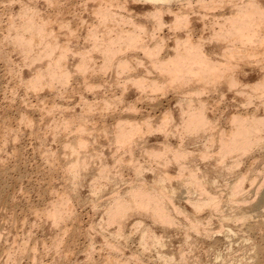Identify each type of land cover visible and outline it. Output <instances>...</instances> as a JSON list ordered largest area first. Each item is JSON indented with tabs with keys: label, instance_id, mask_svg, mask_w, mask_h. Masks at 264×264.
I'll return each mask as SVG.
<instances>
[{
	"label": "bare ground",
	"instance_id": "obj_1",
	"mask_svg": "<svg viewBox=\"0 0 264 264\" xmlns=\"http://www.w3.org/2000/svg\"><path fill=\"white\" fill-rule=\"evenodd\" d=\"M55 1L46 3L52 7ZM87 1L92 2V8L79 2L91 20L80 16L81 7L79 10L73 6V12H69L56 1L58 16L51 22H58V32L53 26L50 28L47 18L37 17L34 6L25 4L17 17L8 20L6 34L0 40L2 63L11 61V50L5 49L9 46L19 52L25 65L35 68L25 87L37 95L34 100H41L43 111L56 98L68 100L72 91L92 94L90 100L81 93L79 112L60 105L63 112L56 103V107L53 104L45 110L46 116L59 111L56 114L60 117L52 116L48 129L55 141L62 136L58 140L68 156L61 157L58 151L48 148L42 157L54 165L60 162L66 185L59 196L56 194L57 198L52 196L50 209L42 212L52 227L60 226L57 230L61 235L51 239L50 249L58 252L69 235L74 244V238L82 233V222L74 213L75 202L89 204L96 212L91 221L94 226H90L96 230L86 223L88 231L82 233L88 238L86 261L71 264H95V237L87 233L90 230L102 240L103 247L98 252L102 253L103 248L108 251V256H102L107 264H189L199 246L207 245L216 252L223 238L230 241L228 249L232 251L240 241L239 249L251 261L246 262L243 256L241 264H262L264 0ZM138 7L145 12L137 11ZM66 13L73 16L70 21ZM80 27L85 29L83 34L78 33ZM73 41L77 43L71 45ZM80 42L83 47H79ZM19 78L22 84L25 79L21 73ZM47 89L49 94L43 95ZM54 90L58 92L55 94ZM132 93L137 96L133 100ZM18 114V127L22 123L35 128L37 121L32 114ZM31 129V137L42 139L39 129ZM21 132V128L16 134L13 131L16 139ZM18 148L14 152L20 156L17 168L24 155ZM126 174L128 178L124 179ZM10 176L2 182L0 203L17 207L15 185L21 178ZM86 186L92 193L91 201L83 203L80 190ZM107 190L110 197L106 203L101 202ZM130 220L133 229L128 232ZM215 223L219 226L217 231L213 229ZM175 233L183 236L177 249L169 241ZM31 235L23 238L26 242L17 243L19 247L23 243L21 249L24 246L26 254L29 248L34 252L27 264H44V256L38 255L40 248L35 243L38 239L32 245L36 237ZM129 247L135 249H128L127 256ZM22 250L8 254L9 264L22 261ZM187 250L193 255H188ZM67 251L68 255L72 253L71 249ZM218 254L215 257L221 259ZM57 256L62 257H58L60 264L69 262L67 256L59 252Z\"/></svg>",
	"mask_w": 264,
	"mask_h": 264
},
{
	"label": "rangeland",
	"instance_id": "obj_2",
	"mask_svg": "<svg viewBox=\"0 0 264 264\" xmlns=\"http://www.w3.org/2000/svg\"><path fill=\"white\" fill-rule=\"evenodd\" d=\"M28 1V2H27ZM56 1H60L61 2V4H63V5H61L62 7L61 8H68L67 10L69 11V12H73L72 10H73V6H74V8H78L79 10H80V16H82L85 20H91V16L90 15H88V13L84 10L86 7H84V9H83V6L85 5V4H87V6L89 7V8H92V6H93V4H89V2L90 1H87L86 0V2H88V3H85V0H56ZM56 1H55V3H56ZM72 1H74V2H76L77 4H73L72 3ZM79 1H84L83 3H81V2H79ZM16 3V4H14V3ZM35 2V3H34ZM32 1V0H0V40L2 39L1 38V36L5 33L6 34V27H7V25H8V20L11 18V17H17L16 15H18V13H20V10L21 9H23L24 8V5L26 4V5H29L30 4V6L31 7H35L36 9L34 10V12H35V14L37 15V17L38 18H47V20L48 21H50V24H49V26H50V28H52V26H53V28L52 29H54L56 32H58V22L55 24H53L52 22H54V20H53V18L55 19V15H56V13H57V10H58V8H59V6H57L55 3H53L52 4V7H51V5L50 4H48V3H46L47 2V0H35V1ZM8 3H10V4H8ZM21 3V4H20ZM24 3V4H23ZM33 3V4H32ZM38 3V4H37ZM72 3V4H71ZM78 3H79V5L80 6H78ZM83 5L82 7H81V4ZM18 4H19V7H18ZM32 4V5H31ZM37 4V5H36ZM8 5V6H7ZM66 5V6H65ZM71 5H72V7H71ZM75 5H77L76 7H75ZM47 6H50L49 8L47 7ZM79 7H81V8H79ZM20 8V9H19ZM55 8V9H54ZM72 10H71V9ZM10 9V10H9ZM52 11H51V10ZM54 9V10H53ZM57 9V10H56ZM4 10V11H3ZM83 10V11H82ZM9 11V12H8ZM38 11H39V13H38ZM137 11H139V12H145V11H143V9H142V7H138L137 8ZM13 14H12V13ZM11 14V15H10ZM50 14V15H49ZM66 14H68V15H66V19H68V21H70L69 19L70 18H72L73 16L71 15V14H69V13H66ZM9 15V16H8ZM48 15V16H47ZM65 15V14H64ZM64 15H62L63 17H65ZM79 15V14H78ZM42 16V17H41ZM49 16H50V18H49ZM58 16V14L56 15V17ZM72 16V17H71ZM2 17V18H1ZM50 20H49V19ZM46 20V21H47ZM56 20V19H55ZM52 21V22H51ZM49 23V22H48ZM58 25V26H57ZM55 26H57V27H55ZM6 28V29H5ZM80 28H82V27H80ZM85 29H81L80 31H78V33L80 34H83L85 31H84ZM61 37L64 39V37L65 36H63V34L61 35ZM61 38V40H63ZM1 42L2 41H0V44H1ZM75 43V41H73V43L71 42V45H73ZM77 43V42H76ZM75 43V44H76ZM5 44V43H4ZM74 44V45H75ZM80 46L79 47H83L82 46V42H80V44H79ZM6 48V50H7V52H9L10 50V52L8 53V57H9V59H10V57H11V61H10V63L11 62H13V64L11 63H7V61H5V60H3L4 62L2 63L1 61L2 60H0V81H1V83H0V188H2L3 187V184H2V182L4 181L5 182V180H6V178H8L9 177V175H11L10 177H20L21 178V181H19V183H16V185H15V194L17 195V201H19V203L17 202V207H15V206H12L13 204H9L8 202H2V203H0V232H1V234H2V241L0 242V244L2 245V246H0L1 248H4V249H2L1 250V248H0V264H9V260L7 259V258H9V256H8V254L10 253V254H12L11 252H14V251H18L19 249L20 250H22L23 248H24V246H23V248L21 249V245L24 243V242H26L27 240H25L24 241V239L26 238V235L28 234V235H31V236H35L36 238H33V240H32V242L31 243H33L32 245H34V242H35V240L36 239H38V241H36L35 243H37V245H38V248H40L39 249V251H38V255L39 256H41L42 255V257H43V262H44V264H54L55 262V264H60L59 263V261L60 260H58L59 258L61 259L62 257H60V256H57V254H58V252L59 253H61V254H63L64 256H67V258H68V260H69V262L68 261H65L67 264H71V263H73L74 261H77V262H84V261H86V250H85V245L86 244H88V238L84 235V234H82L84 231L86 232V231H88V225L87 224H89V228L91 229H93V230H96L94 227H90V226H94V225H91V224H93L91 221H92V217H93V214L94 213H96V212H93L92 210L93 209H91V207L89 206V204L87 205V204H84L85 206H83L82 204L80 205V204H76L75 202H74V204H75V207H74V213H76L75 215H77L78 217H79V219H80V221L82 222V229L81 230H83V231H81L80 229V231L82 232V233H79V234H77V236L74 238V240L72 241L76 246L74 247V249H73V246H74V244H71V242H70V240H72V238H69L70 237V235L66 238V244L65 245H63V246H60V247H62V248H59V250H58V252H56L57 250H54V251H52L51 249H52V238H55L58 234H60L61 232L59 231V233H58V230L60 229V226H58V227H56V226H53V227H56V229H54L51 225H52V223L49 221V222H47V220H44V219H46V218H44L45 216H44V211H47V210H49L50 208H48V207H50L51 206V204H52V201L54 200V198H57L56 197V194H57V196H59L61 193H62V191L64 190L63 188H64V186H66L65 185V181H64V179L65 178H63L64 176H62L63 175V171H62V168H61V166L59 165V161H57V160H54V162L55 161H57L58 162V164H57V162H55V165H54V163L51 161V162H48L47 161V159H43L44 157H43V153H44V151L46 150V149H50V148H52V150H55V151H58V153L61 155V157H64V156H62V154L63 155H66L67 154V152H66V150H65V152L63 153V150H64V147L62 148V146H64L62 143H61V141H59L58 139H62V136H61V138H57L56 139V141L54 140V134H52V131L50 130V128L48 129V127L50 126V120H52V116H53V119H56L58 116L60 117V114L58 115V114H56L57 112L59 113V111H55L54 112V114H49V115H51L50 116V118H49V115H47L46 116V112H45V110L46 109H48V108H51L52 106H53V104H54V107H56L57 105L56 104H58L59 106L61 105V106H63L64 108H65V106H66V109H68V110H70L71 109V111L73 110V108H75L74 109V111H78L79 112V110H80V106H82V101H80V97L82 96L81 95V93L83 94V93H85V96H84V94H83V96L84 97H86V95H87V97L91 100V97H92V94H90V92H80V94L79 93H77L76 91H72V93L74 92V96L72 95V93L69 95V97L67 96L66 98L69 100H63L62 101V98H56L55 100H54V102L56 103H53L52 104V106H51V103H48V105H46V108H45V110L43 111L42 109H44V107L43 106H41L40 105V103H41V100H38L39 102H37L36 100V94L32 91V93H31V90H29V91H27V88L25 87V82H27L28 80H29V78L31 79V76L33 75L32 73H31V70H33V69H35V68H31L30 67V65H25L24 63H23V57H21V56H19L20 54H19V52H16L15 50H13L12 51V49L9 47V46H5ZM10 48V49H9ZM9 49V50H8ZM71 56V55H70ZM6 62V63H5ZM19 63V64H18ZM6 64H8V65H6ZM17 65V66H16ZM6 66H7V68H6ZM16 66V67H15ZM25 66V67H24ZM31 69H30V68ZM33 67V66H32ZM23 68V69H22ZM20 69V70H19ZM30 71H29V70ZM3 70V71H2ZM11 70H12V72H16V73H18V74H16L15 72L14 73H12L11 72ZM21 71V72H20ZM29 71V72H28ZM6 72V73H5ZM20 73L22 74V79H25V80H21L22 81V84H21V82L19 81V77H20ZM12 82V83H11ZM17 82V83H16ZM23 85V86H22ZM2 86V87H1ZM14 86V87H13ZM19 88V89H18ZM13 89V90H12ZM6 90V91H5ZM8 90V91H7ZM45 92H43V95L44 94H46V93H48V92H50V91H48V89H47V91L46 90H44ZM58 92V90H54V92ZM10 92V93H9ZM25 92H27V93H25ZM56 92H55V94H56ZM76 92V93H75ZM92 93V92H91ZM42 93H40V95H41ZM49 94V93H48ZM47 94V95H48ZM15 95V96H14ZM28 95V96H27ZM30 95V96H29ZM34 95V96H33ZM80 95V96H79ZM28 97V98H27ZM60 97V96H59ZM137 96H136V94L135 93H132L131 95H130V99L131 100H133V99H135ZM10 98H12V99H10ZM14 98V99H13ZM39 98V97H38ZM65 98V99H66ZM26 99V100H25ZM34 99H36V100H34ZM64 99V98H63ZM56 100H57V102H56ZM58 100H60V103L58 102ZM8 101V102H7ZM15 103H14V102ZM24 101V102H23ZM47 101V100H46ZM45 101V102H46ZM13 102V103H12ZM30 102H31V104H30ZM48 102H50V100L48 101ZM66 102V103H65ZM79 102H81V104L79 103ZM39 103V104H38ZM47 103V102H46ZM63 105H62V104ZM25 104V105H24ZM29 104V105H28ZM36 104V105H35ZM78 104L80 105V106H78ZM13 105H15V106H13ZM33 105V106H32ZM37 105H38V107H37ZM42 108H41V107ZM58 106V107H59ZM60 106V108H61V111L63 110V112H65L64 111V109H62V107ZM68 106H69V108H68ZM27 108V109H26ZM33 108V109H32ZM37 108H40L39 110L37 109ZM37 109V110H36ZM65 109V110H66ZM42 110V111H41ZM59 110V109H58ZM16 111H18V112H16ZM19 111H24V112H27L28 114H32L31 116L33 117V118H35L34 120L35 121H37V124H35V128H32L31 129V127H30V129L32 130V131H34L33 129H39L38 131H37V133H42L46 138V140H44V137H43V135H40V136H42V139H40L39 140V138L37 139L36 138V136H34L33 134V137H31V134H30V132H29V128H28V126H23L22 125V123H21V127L19 126L18 127V124H20L19 122H20V120H19V118H18V116H19ZM31 112V113H30ZM67 112V111H66ZM73 112V111H72ZM71 112V113H72ZM5 113V114H4ZM40 115V116H39ZM42 115V116H41ZM46 116V117H44V116ZM56 115V116H55ZM58 115V116H57ZM8 116V117H7ZM58 117V118H59ZM5 118V119H4ZM40 118V119H39ZM41 118H44L43 120H41ZM49 120H48V119ZM39 119V120H38ZM16 120V121H15ZM2 123H3V125H2ZM44 123V124H43ZM24 124V123H23ZM48 124H49V126H48ZM5 125V126H4ZM24 125H26V124H24ZM38 126V128H37V126ZM11 126V127H10ZM27 127V128H26ZM46 127V128H45ZM19 128H21L22 129V132L20 133V136H19V138H17L16 139V136L14 135V133L16 134V131H18L19 130ZM25 128V129H24ZM24 129V130H23ZM27 129V130H26ZM12 131V132H11ZM13 131H14V133H13ZM46 131V132H45ZM27 133V134H26ZM4 134H6V135H4ZM12 134V135H11ZM4 135V136H3ZM3 137V138H2ZM52 137V138H51ZM7 139V140H6ZM16 139V140H15ZM20 139V140H19ZM58 140V141H57ZM40 141V142H39ZM42 141V142H41ZM103 141V140H102ZM15 142V143H14ZM57 142V143H56ZM61 144H60V143ZM38 143V144H37ZM19 144V145H18ZM44 144V145H43ZM47 144V148L45 147V145ZM42 145V146H41ZM40 146V147H39ZM56 146V147H55ZM99 146H100V144H99ZM98 146V147H99ZM15 147H19L18 149H21L22 150V152L23 153H21L23 156L21 157V159L19 158V162H18V168L16 167V163H17V161H18V157H20V156H18V157H16L15 155H14V152H15ZM60 147V148H59ZM103 148H104V145H103ZM45 149V150H44ZM104 149H106V147L104 148ZM108 151V150H107ZM106 151V152H107ZM66 153V154H65ZM67 156V155H66ZM43 157V158H42ZM68 157V156H67ZM17 159V160H16ZM43 160V161H42ZM47 163V164H46ZM53 163V165H51ZM50 164V165H49ZM57 164V165H56ZM59 165V166H58ZM2 166H4V167H2ZM15 166V167H14ZM51 168H50V167ZM57 167V168H56ZM59 167V168H58ZM3 168H5V169H3ZM53 168H55V169H53ZM61 168V169H60ZM1 169H2V171H1ZM6 169H8V170H10V171H8V170H6ZM16 169V170H15ZM58 169V171L57 172H55L56 170ZM53 170H55V171H53ZM61 170V171H60ZM5 171V172H4ZM8 172V175H7V172ZM5 175H4V174ZM4 177V178H3ZM128 177H127V174H126V176L124 177V179H127ZM4 179V180H3ZM11 180V181H10ZM10 182H12L13 180H12V178H10ZM64 182V183H63ZM14 183V184H15ZM112 187V186H111ZM123 186H121V188H122ZM52 188V189H51ZM63 190H62V189ZM125 188V187H124ZM123 189V188H122ZM51 191V192H50ZM54 192V193H53ZM50 193V194H49ZM108 193V190L106 191V193H104L103 194V197H102V199H104V200H100L101 202L103 201L104 203H106V201H107V199L110 197V195L109 194H107ZM90 194V195H89ZM91 192H90V189L86 186V187H84L83 189L81 188V190H80V195H81V199H82V201L84 200V202L83 203H87V202H89V201H91ZM51 195V196H50ZM54 198H53V197ZM51 197V198H50ZM53 198V199H52ZM52 199V200H51ZM51 202V203H50ZM7 203V204H6ZM2 204H4L5 205V207H3V205ZM50 204V205H49ZM21 205V206H20ZM7 206V207H6ZM83 206V207H82ZM14 207V208H13ZM47 210H46V209ZM76 208V209H75ZM79 208V209H78ZM43 209H45V210H43ZM36 210V211H35ZM43 210V211H42ZM100 210V209H99ZM37 211H38V213H37ZM39 211H41V212H39ZM14 212V213H13ZM43 212V213H42ZM4 213H6V214H4ZM41 213H42V215H41ZM11 214V215H10ZM14 214V215H13ZM35 214H36V216H35ZM39 215V216H38ZM40 215L42 216V217H40ZM80 215V216H79ZM14 216V217H13ZM44 216V217H43ZM100 216H102V211H100L99 212V214H98V216H96V219H100L101 217ZM8 218V219H6V218ZM26 217V218H25ZM37 217V218H36ZM40 217V218H39ZM2 218H5V219H2ZM16 218V219H15ZM19 218V219H18ZM39 218V219H38ZM10 219V220H9ZM3 220H6V221H10L9 223L8 222H6V221H3ZM26 220V221H25ZM12 221V222H11ZM17 221V222H16ZM24 221H25V223H24ZM2 222V223H1ZM20 222H23V224H21L20 225ZM42 222V223H41ZM18 225V227H17V225ZM33 223V224H32ZM84 223V224H83ZM87 223V224H86ZM129 228L127 227V231L128 232H130V231H132V229H133V227H130V226H132L131 225V223H132V220H130L129 222ZM3 224V225H2ZM7 224V225H6ZM21 227H20V226ZM34 225V226H33ZM15 226H16V228H15ZM22 226H23V228H22ZM39 226V227H38ZM41 226V227H40ZM35 229H34V228ZM21 228V229H20ZM57 228H58V230H57ZM87 228V229H86ZM218 228H219V226L215 223V225H214V228L213 229H215L216 231L218 230ZM93 230H90L89 232H87V233H89V235H91V236H93V238L95 237V250H97V252L98 251H100V250H102L101 249V247H103V243H102V240H100V238L99 237H97L96 235H95V231H93ZM19 233H18V232ZM28 231H30V232H28ZM3 232V233H2ZM28 232V233H27ZM84 232V233H85ZM91 232H93V234H91ZM27 233V234H26ZM31 233V234H30ZM8 234H10V236L8 235ZM22 234L24 235V236H22ZM82 234V235H81ZM61 235V234H60ZM55 236V237H54ZM83 236V237H82ZM28 237V236H27ZM175 237H176V239H175ZM16 238H18V239H16ZM24 238V239H23ZM68 238H69V240H68ZM223 238V237H222ZM43 239V240H42ZM87 239V240H86ZM224 239H226V238H223V244L221 245V247H220V250H216V252L213 250V251H211V250H209L210 248H208V246L206 245V246H199V248L198 247H196V248H198V249H196L195 250V252H194V254H196V257L195 258H193V259H191L192 260V262L191 263H189V264H195V261H196V259H197V261H198V263L197 264H214V260H216L217 262H215V264H221V262L224 260V263L222 262V264H235V263H237V264H241L240 263V260H241V258L243 257V256H245V258H244V260L246 261V262H249L250 260H249V256H246V255H243V251H242V249L240 250L239 249V246H240V241H238V242H236L235 244H234V246H235V248L233 249V251L232 250H229L228 248H229V240H224ZM15 240H17L16 241V245H15ZM23 242L21 245H20V247H19V244L21 243V241ZM76 240V241H75ZM168 240V239H167ZM69 241V242H68ZM169 241H171V243H172V245H173V248L174 249H177L179 246H181L182 245V242H183V236H181V235H177L176 233H175V235L172 237V239L170 238L169 239ZM229 241V242H228ZM19 244H18V243ZM44 242L47 244H44ZM11 243V244H10ZM14 243V244H13ZM44 245H46L47 246V248L49 249V251H48V249L46 248V246L44 247L43 246V244ZM67 243H68V245L69 244H71V245H67ZM134 243V247L136 248V242L134 241L133 242ZM4 244H7V245H4ZM18 244V245H17ZM42 244V245H41ZM51 244V245H50ZM236 244H238V245H236ZM31 244H30V246H32ZM14 246V247H13ZM29 246V247H30ZM43 246V247H42ZM49 246H51V247H49ZM67 246V247H66ZM227 248H226V247ZM7 247L9 248V249H7ZM18 247H19V249H18ZM28 247V248H29ZM42 247V248H41ZM69 247V248H68ZM99 247V248H98ZM131 248V247H129V248H127V250L126 249H124V252H125V250H126V252H125V254H127V256H128V254H129V250H130V252L133 250V249H135V248ZM11 248H14V251H10V250H12ZM51 248V249H50ZM65 248H66V250H65ZM78 248V249H77ZM97 248V249H96ZM169 248V247H168ZM167 248V249H168ZM207 248H208V250H207ZM224 248V249H223ZM7 251H6V250ZM42 249V250H41ZM44 249V250H43ZM70 250L71 249V251H72V249L75 251V253H74V251H72V253H74V254H70V255H68L69 254V251H67V250ZM129 249V250H128ZM226 249H227V252H226ZM9 250V251H8ZM29 251H31V248H29L28 249ZM64 250V251H63ZM94 250V252H93V254H95V259H96V262H95V264H97V262L99 263V260H100V262L102 263V264H107V261H105V258H103L102 256H104V257H106V255L108 256V254H106L108 251H106V249H104L103 248V251H101L102 253H96V251ZM105 250V251H104ZM230 252H232L231 253V255L228 253L229 251ZM238 250V251H237ZM2 251V252H1ZM3 251H4V253H3ZM6 251V252H5ZM29 251H27V254L25 253V251H21V253L23 252L25 255H23V254H21L22 255V258H19V260H21L22 259V261H19V264H20V262H22L21 264H27L28 262H29V260H31L32 258V255H33V253H32V251L31 252H29ZM43 251V252H42ZM50 251H52V252H50ZM63 251V252H62ZM68 252V254H67V252ZM70 251V252H71ZM84 251V252H83ZM197 251V252H196ZM206 252V254H204V252ZM19 252V251H18ZM46 252V253H45ZM48 252V253H47ZM55 252V255H52L53 253ZM64 252H66L65 254H67V255H65L64 254ZM105 252V253H104ZM211 252V253H210ZM218 252H219V254H221V256H222V258L221 259H217V257H215V256H217V254H218ZM237 252H240V253H238L237 254ZM6 253V254H5ZM42 253V254H41ZM44 253V254H43ZM49 253H52V254H49ZM189 253V251L187 250V254ZM192 253V252H191ZM188 254V255H193V254ZM217 253V254H216ZM28 254H30V255H28ZM41 254V255H40ZM46 254V255H45ZM98 256H97V255ZM103 254V255H102ZM125 254H123L124 255V257H125ZM218 254V255H219ZM27 255V256H26ZM101 255V256H100ZM48 256V257H47ZM53 256V257H52ZM74 256V257H73ZM100 256V257H99ZM229 256V257H228ZM10 257H11V255H10ZM24 257V258H23ZM26 257V258H25ZM41 257V258H42ZM47 257V258H46ZM50 257V258H49ZM59 257V258H58ZM101 257H102V259H101ZM229 259H228V258ZM54 258V259H53ZM76 258V259H75ZM99 260H98V259ZM233 258V259H232ZM23 259H25V260H23ZM27 259V260H26ZM47 259V260H46ZM107 259V258H106ZM236 259V260H235ZM7 262H6V261ZM55 260V261H54ZM63 260V259H62ZM84 260V261H83ZM98 260V261H97ZM102 260V261H101ZM103 260L105 261L104 263H103ZM222 260V261H221ZM238 260H239V262H238ZM28 261V262H27ZM231 262V263H230ZM246 262H244V264H246ZM101 263H99V264H101ZM250 263H251V261H250ZM92 264H94V263H92ZM247 264H249V263H247ZM262 264H264V260H263V263Z\"/></svg>",
	"mask_w": 264,
	"mask_h": 264
}]
</instances>
